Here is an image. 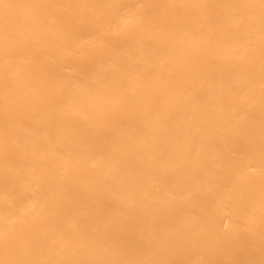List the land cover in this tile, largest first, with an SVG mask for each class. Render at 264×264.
Returning a JSON list of instances; mask_svg holds the SVG:
<instances>
[{
    "label": "bare ground",
    "instance_id": "obj_1",
    "mask_svg": "<svg viewBox=\"0 0 264 264\" xmlns=\"http://www.w3.org/2000/svg\"><path fill=\"white\" fill-rule=\"evenodd\" d=\"M0 264H264V0H0Z\"/></svg>",
    "mask_w": 264,
    "mask_h": 264
}]
</instances>
